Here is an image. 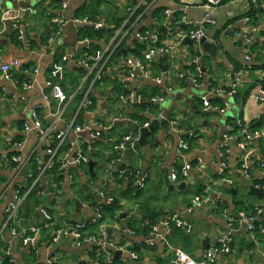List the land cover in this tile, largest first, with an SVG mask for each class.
Here are the masks:
<instances>
[{
	"label": "crops",
	"instance_id": "obj_1",
	"mask_svg": "<svg viewBox=\"0 0 264 264\" xmlns=\"http://www.w3.org/2000/svg\"><path fill=\"white\" fill-rule=\"evenodd\" d=\"M62 1L0 0V57L3 62H11L14 59L20 62L19 66L11 68L10 78H3L0 75V253L10 248L11 257L13 256L17 264H44L53 252H55L54 264H78L79 260L94 264V261L87 256V247L76 246L70 237L62 236L50 246L49 238L54 234L53 226L40 232L37 242L33 245L36 254H31L30 247L23 246L20 239L11 236L7 221V208L14 204L18 197L20 198V193L18 194L17 191H20L26 178L33 172L30 166L31 160H37L43 164L49 156L45 148L46 144L38 139L33 130L23 132L22 125L36 106H41L39 114L43 122L50 123L49 114L55 111L56 100L51 99L49 104L44 100L43 91L46 82L60 84L66 96L71 85L65 84V70L61 71L62 77L55 71L60 65L63 66L62 57L66 53L75 50L78 59L86 53V44L82 42L83 37L79 34L80 27L84 26L77 25L71 20L77 17L94 20L103 18L111 35L107 41L101 38L98 43L102 47L114 38L120 43L128 35L129 39L122 47L126 51V56L133 55L128 49H131L129 47H132L134 41L141 43L133 34L123 33L122 28L127 8L133 6L135 0H70L64 12V18L68 21L60 23ZM207 2L208 0H148L150 5L148 7L144 5V15L140 13L134 19L131 18L126 27L134 23L136 31H160L161 42H170L171 31L174 38H179L187 32L189 25L182 23L183 16L186 21L203 19L207 12L205 7ZM84 6L87 9L100 7V11L98 10L94 17H88V15L80 14ZM107 13L110 22H108ZM212 16L215 25L206 26V35L208 40H216L220 44L214 56L197 44L188 45L182 40L172 54L159 58L161 65H169L166 71H163L158 64L157 58L151 66L150 71L153 76H163L161 83L152 79L128 82L130 89L138 88L147 92H154L156 89L164 91L165 96L154 113H157V116L168 115L170 119L177 121V125L170 135L158 128L147 138L146 144H142L138 150L128 155L123 152L121 159V163L139 169V175H144L146 179L137 198V203L147 208L145 216L137 220L138 232H143L140 231L142 226L147 227L153 224L152 220L158 223L164 215L182 212L197 189L202 188L201 194L207 195L204 189L208 184L210 186L207 193L210 200L186 216L192 223L190 232L174 228L167 233L166 239L171 245L169 248L171 250H167L162 240L157 238L151 247L139 248L142 257L138 261L123 253L116 258L119 259L120 264H173L175 250L185 252L198 264H205V251L215 245L217 237L227 230L225 219L219 209L226 207L235 216L232 209H236L239 213H252L254 207L264 203L263 197L249 194V186L254 187L255 183H264V168L260 165V162L264 160V141L254 143V151L246 155L238 147L236 140H225L227 124L240 123L245 127L264 112V101H258L255 98L258 89L264 85V0H257L256 6L248 0H221L214 5ZM117 18L122 19L118 27ZM176 19L178 20L175 21ZM14 23H19L24 33V40L20 43H17V29L13 26ZM181 24L183 26H180ZM112 29H115L113 33ZM50 37L53 41L48 44ZM144 53L145 51H142L141 55L143 56ZM197 55L200 56V63L204 70V82L200 87L186 82L180 76L187 74L192 59ZM248 55L249 61L246 60ZM124 58L122 53L118 62L115 61L108 70L112 78L125 80L122 70ZM75 65L77 64L71 61L64 64L69 69ZM252 65L257 68H250ZM36 68L37 73L34 72ZM237 69L243 71L237 87L239 96L235 97L236 93L232 96L233 101L227 100L229 106L223 113L205 111L202 104L203 98L220 97L223 100L220 96L221 91L229 88L232 73ZM164 72L166 74L169 72L171 76L166 77ZM28 80L33 81L32 86L25 88L23 84ZM110 89L111 87L107 86V92L103 91L107 99L104 96L99 97L100 105L97 111L99 117L107 116V125L115 115L125 116L126 114L127 116L132 111L131 106H124L116 96L111 95ZM114 99L115 102H113ZM67 107L63 118L55 123L54 132L51 133L55 136L60 130H65L66 136L61 145H67L68 148L63 149L60 145L58 150L60 157L65 152L68 156L73 154L74 148L70 149V142L76 139L69 125L75 113L68 119ZM144 114L149 117V120L156 117L151 112ZM81 116L88 118L89 115L81 112L77 119ZM113 125L108 134L112 131L114 139L125 135L124 132L128 130L127 122L117 123L115 127ZM178 130L196 135L195 142L185 153H181L178 148ZM16 140H23L21 155L28 160L19 173H16L11 160L3 159L14 153L11 144ZM111 153L107 145V150H103L101 155L108 158ZM90 159L95 162L99 158ZM199 159L201 162L196 166ZM223 159L227 164L225 176L230 180L228 182H219V166ZM184 161L195 165L189 176L178 182H171L172 169L179 167ZM243 163L246 167H242ZM101 168L98 173L93 172V176L91 173L84 176L80 167L74 170L78 173L80 180L88 181L87 184L90 187H107L109 191L125 188L127 179L117 184L112 181L111 175L101 172ZM67 171L68 169L65 173ZM73 175H75L74 171L70 175L71 178L65 176L62 189L56 190V196L47 198V205H42L47 208L52 218L60 223H64L66 218L75 222L85 221L93 213L85 205L75 209L72 197H76L80 202L88 203V201L85 197H80V193L75 192L78 189L74 186ZM91 179L92 183L89 182ZM217 182L219 183L215 184ZM181 183H184V186L178 188ZM170 184L174 187L171 188ZM240 186H245L246 190L237 198V188ZM259 190L264 193V189ZM189 191H192V194L188 195ZM247 196L248 200H246ZM122 200L125 211L123 216L122 213L119 216L120 225L118 223L117 227H112L108 238L112 241L133 243L144 240L143 234L128 233L126 227H128L129 215L127 213L133 210L130 214H136L138 210L132 201ZM28 206L29 204L23 201L18 209L21 225H32L40 220L37 208L28 210ZM151 212L153 217L149 219L148 215ZM140 213L142 212L138 215ZM261 220H263L261 223L263 228L264 219ZM46 235H48L47 238ZM214 264H264V231L259 229L249 233L244 228L238 227L233 232L231 252L220 254Z\"/></svg>",
	"mask_w": 264,
	"mask_h": 264
},
{
	"label": "built area",
	"instance_id": "obj_2",
	"mask_svg": "<svg viewBox=\"0 0 264 264\" xmlns=\"http://www.w3.org/2000/svg\"><path fill=\"white\" fill-rule=\"evenodd\" d=\"M70 0H63L61 2V19H59L60 23H66L68 20L64 18V12L67 8L68 2ZM221 0H208L207 4L205 5L207 12L205 13V16L201 20H193V21H186L184 16L182 18V23H185L189 25V28L185 35L180 36L179 38H174V34L171 31L170 42H164L160 43V37L161 32L160 31H136L134 29V23L130 24L128 27H126L129 23L131 18L133 17L136 10L142 6L147 5V7L150 5L148 3V0H135V3L133 6H130L127 8V13L125 16V19L123 21V33L125 34H133L135 37L139 39V41L143 43H147V47L145 50V53L142 57H136L134 55L131 56H125L122 64V69L125 72L124 79L127 82L134 83L135 81H143L146 79H152L157 83H161L163 80V76H153L150 71V66L153 64L154 60L156 58H164L169 54H172L176 47L181 43L183 36L190 37L195 44L198 43L201 37L206 35V26L207 25H215V20L213 19L212 13H213V7L214 5L218 4ZM253 6H256L257 0H248ZM184 10V8H183ZM73 23L80 25V26H90L93 30H100L106 28V21L103 18L100 19H89L84 17H77L71 20ZM135 22V21H134ZM13 26L17 29V41L19 43L24 40V33L23 30L20 27L19 23H14ZM126 27V28H125ZM253 30V29H252ZM53 41V38L50 37L48 39V44H50ZM166 41V40H165ZM82 42L86 44V47L89 46V43L91 42L90 39L87 37H83ZM119 41H115V38L107 43L106 45H103L102 47H99L98 49L94 50L92 53L84 54L82 58L79 60L76 59V52L75 50L70 51L63 55L62 61L67 63L69 61L75 62L78 66H81L84 68V71L81 74V82L76 88L75 92H78L82 90L83 84L86 80L91 78V81L86 89L83 90V96L81 98L79 107L77 112L73 115L74 118L70 121V131L76 135V139L70 142V146L74 148L73 154L67 155V152L63 154L62 157L58 155V150L60 145L63 143L66 133L65 130H60L57 135H51V133L54 132L55 123L63 118V115L65 113V108L71 98L73 97L74 93L71 96H65L63 89L61 88L60 84L57 82L47 81L45 89L43 91V97L44 100L49 104L51 99H55V111L53 113H50V123L45 124L43 122V118L39 114V109L41 106H36L30 113V116L28 117V120L25 121L22 125L23 132L27 133L29 131H34L37 134L38 139L45 143L47 148V151L49 153L48 158L46 161L42 164L39 163L37 160H35L36 163H38V175L34 181L37 182V180H41L45 178V172L50 170L53 166L56 160L60 161V169H64L66 171L71 166H80L82 164H87L90 160L89 153L87 151L90 150V147L87 148V150L82 149V144L85 141H93L100 139L102 137H105V135L108 134L109 129L114 123H121V122H127V123H135L138 124L135 120L131 119L129 116H122L120 114L115 115L110 119L109 125H107V116L105 118L99 117L97 111H90L89 108L92 105V100L89 97V92L92 90L93 85L95 81H98L101 79L102 75L107 71V62L112 56L114 50L118 47ZM158 44V45H157ZM246 60L249 61L250 57L249 55L246 56ZM20 62L17 59H14L11 62H3L2 58L0 57V75L3 78H10L11 77V68L13 66L17 67L19 66ZM63 69V66H59L58 69L55 71V73H58L60 77L61 71ZM35 73L38 72V69L36 68L34 70ZM164 75L166 77H170V73L167 72V74L164 72ZM243 75V71L241 69H237L233 71L232 73V81L230 83V86L228 89H225L221 91L222 94L232 97L237 93V87L241 81V77ZM183 80L186 82H190L191 84L200 87L203 85V79H204V70L200 63V56H195L191 61V66L189 71L186 75H180ZM185 76V77H184ZM33 81H26L24 82V87L29 88L32 86ZM127 92L120 94L117 99H119L124 106H132L133 104L139 103L142 101L141 96L137 94L133 89H130L129 86H126ZM220 92V91H216ZM213 98V97H212ZM212 98H203V109L205 111H219L221 113L225 112V109L228 108L229 103L226 99H223L220 101V103L213 104L211 102ZM255 98L258 101H264V85L258 89V92L255 96ZM162 97H155L152 98V101H162ZM53 102V101H52ZM79 111H83L84 113L88 114V118L85 117L84 121L78 122L77 116L80 114ZM99 114H102V112H99ZM151 120V119H150ZM174 126H176L177 121L172 120L171 121ZM150 122H146L143 125L140 126H148ZM237 125L242 126L240 123H237ZM226 133H225V140L228 141H234L236 140L237 145L242 151L245 152L246 155H249L252 150L254 151L253 144L257 142L264 141V127L261 129H248L245 127L240 128V139H236V136L231 133L233 129L232 124H227L225 126ZM183 133H187L184 130H178V148L181 153H184L187 149V144L181 137ZM139 135V133H136ZM135 134V135H136ZM138 139V136L133 137L131 134H126L123 136L118 143H116L113 148L116 151L123 152L127 148H131L134 144V142ZM12 148L14 149V153L11 156H6L3 159L11 160V162L14 163V169L16 173H19L26 162L28 160L24 159L21 155V151L23 149V140H16L11 144ZM120 159H118L119 161ZM201 160H198V164L196 163V166L200 164ZM261 167L264 168V160L260 162ZM194 166L188 161H184L180 166L179 169L173 168L170 173V179L171 182H176L179 177L185 179L189 176L190 171L192 170ZM242 167H246V164L243 163ZM219 175L225 172V169L227 168V164L225 160L223 159L220 162L219 166ZM68 178H70L68 176ZM45 183L48 182L47 179H44ZM145 180L144 175H139L137 173V178L134 181L133 185L135 188L139 189L143 187V183ZM230 181L226 177H222L219 179V182ZM219 182L215 183L218 184ZM255 188L257 189H264V183L262 184H253ZM210 184L206 185L205 187V194H197L192 197L188 205H186L185 209L182 212H173L172 214L163 217L158 223L153 224L147 235L145 236L144 243H146L148 246H152L154 244V241L159 238L162 240L163 244L169 248H171V245L168 244L166 235L169 231L176 229H182L185 232H190L192 230V223L190 220L186 217L187 215H190L193 213L197 208L201 207L203 204L207 203L210 200V196L208 195L207 191H209ZM97 190V193L101 196L102 201L99 203L104 202L105 204L111 203L113 201L112 197H107L105 194L101 191V189L95 188ZM17 193L19 194L20 191L18 190ZM26 194V193H25ZM25 194H20V198L18 197L17 201L10 205L7 208L8 213V224H9V230L12 237L20 239L23 246H28L30 248L35 245L37 242L38 235L43 229L50 228L51 226L55 225V221L53 220L51 214L48 212L47 208L43 206H39L37 208L38 214L40 215L41 221L39 223H34L32 225H21L19 223L18 218V209L21 206V203L23 202ZM57 191L47 192L46 195L48 197L56 196ZM89 207L92 210V216L85 221L75 222L72 226H63L59 229H56L54 231L53 236L51 237V240L49 241L50 246H52L54 243H56L62 236L70 237L72 238L74 244L76 246H86L87 247V256L89 257L92 255L93 250H95L97 253H102L103 255V263L102 264H120L118 261H116V258H114L113 253L114 251H120L121 254L126 253L129 255V257L133 260L138 259L137 252H135L132 247L137 245H140L141 241H138L136 243L126 241V242H118V241H112L108 238V234L106 233V226L102 223H99V232L97 235H91L88 233H83L82 229L86 228L87 224L90 223H98L100 218L102 217L101 213V206L93 205L91 203H85L81 201V206ZM220 213L225 219L226 223V232L223 234H220L217 239L215 245L209 247L205 251V264H214L216 261V258L220 254L229 253L232 250V244H233V232L238 228L242 227L247 232L253 233L257 229L260 231H264V227L260 225L258 227L257 221H260L262 218L264 219V203L262 205H258L254 207L252 213H239L240 218H237L236 216H233L228 208L221 207L219 209ZM236 217V218H235ZM108 227V226H107ZM111 227H117V225L114 223ZM119 229V228H118ZM128 233L131 235H135V233L132 230L127 229ZM5 255L11 256L10 254V248H8L5 252ZM36 253V249H35ZM55 256V252L49 257L44 264H54L53 257ZM174 263L175 264H198L192 257H190L188 254L181 250H175V257H174ZM94 264H99L98 261L93 260ZM9 264H17L13 256L9 259Z\"/></svg>",
	"mask_w": 264,
	"mask_h": 264
},
{
	"label": "trees",
	"instance_id": "obj_3",
	"mask_svg": "<svg viewBox=\"0 0 264 264\" xmlns=\"http://www.w3.org/2000/svg\"><path fill=\"white\" fill-rule=\"evenodd\" d=\"M99 8L98 9L97 8L87 9L86 6H84L82 11H80L81 12L80 14L88 15V17L89 16L94 17V15L98 12ZM143 10H144V5L140 6L136 10L132 19H134L138 14L143 13ZM143 15H144V13H143ZM107 16H108V13H107ZM122 19H123V17H122ZM122 19L121 18L116 19L117 27L119 26ZM159 19L161 20L160 16H159ZM108 20H109L108 22H110V17L108 18ZM177 20L178 19H176L175 21H177ZM114 30L115 29H112V33L114 32ZM79 34L82 37H87L88 39L92 40L91 43H89V46L85 48L86 49L85 55H86V54L92 53L94 50L101 47V44L98 43V40L101 38H104V40L107 41L108 37L111 35V32H109V30L107 28L95 31L90 26H84V27H80ZM127 39H129L128 35H126L125 39L122 40L120 42V44L118 45V47L114 50L112 56L110 57V59L107 62V71L102 75L100 80L95 81L92 90L89 92V97L92 100V105L89 108L90 111H98L99 110V105H100V98L99 97L102 98V96H104L107 99V95H104V93H103V91L107 92V86L111 87V89L109 90V93L113 96H116V98L120 94L127 92V89H126V86L128 85L127 81L119 80L116 77L112 78L108 74V70H110V67L115 63V61L118 62L120 55L123 53L122 47H124V45L126 44ZM17 43H19V42L17 41ZM160 43H162L161 39H160ZM146 47H147V43H143V42L139 43L137 41H134L132 47H129L131 49H128V50L134 56L142 57V55H141L142 51L144 52L146 50ZM78 58L79 57L76 54V59H78ZM64 64H65V62L62 63L63 66H64ZM151 66H152V64H151ZM151 66H150V69H151ZM155 66H157L156 63H155ZM116 68L119 69V67H117V65H116ZM250 68L256 69L257 66L252 65V66H250ZM63 70H65V79H64L65 84L71 85L68 89L66 96H69V94L74 93L73 97L71 98V100L68 103L69 105L67 104L68 107L66 106L67 107L66 113H67V116L69 119L74 113L77 112L81 98L83 96V90L88 87V85L91 81V78H89L88 80L85 81V83L83 84L82 90L75 92L76 87L80 83L81 74L84 71V68L81 66L75 65L69 69L66 66H64ZM124 74H125V72H124ZM52 80H54V78ZM133 90L141 96L142 101H140L139 103L133 104L131 106L132 111L130 113H128L127 116H129L131 119L135 120L139 125H143L146 122H150L149 117L147 115H145L144 113L151 112L153 114V116H157V113H154V110H157L158 106H157V104H155V101H152L151 99L155 98V97H162L163 98L165 96V93H164V91L158 90V89H156L154 92H151V91L147 92L145 90L138 89V88H134ZM238 96H239V94L237 93L235 95V97H238ZM115 99L113 100V102H115ZM243 99H244V97H243ZM220 101H222L220 99V97H215V98L211 99V102L213 104L220 103ZM81 112H83V111H79L78 113H80V115H81ZM122 112L123 111H121V113ZM79 116H77V117H79ZM101 117L105 118L106 116H101ZM84 119H85V117L81 116L76 121L82 122V121H84ZM231 124L233 125V129H232L231 133L236 136V139H240L241 137H239V136H240V128L241 127L239 125H237L236 123H231ZM116 125H117V123H114L113 127H115ZM263 125H264V112H263V114H261V116L252 120L250 125H247V126L245 125V127H247L248 129H251V130H253V129L256 130V129H260L261 127H263ZM132 126H133V124L128 123V130L125 131L124 134L125 135L131 134V136L136 137V136H138L136 134L137 132H135V130ZM112 134L113 133L111 131V132H109V134L105 135V137H102L100 139L93 140V141H91V140L85 141L82 144L83 150H87V148L90 147V150L87 151L88 153L90 152V155H89L90 158H95V159L99 158V160H101L100 168L103 166V168H101V172H103V173L106 172V174L108 173L107 175H111L112 181H114L117 184H120V183H123V181L127 179V185L125 186L124 189L121 188L120 190L109 191V190H107V187H104V188L100 187L101 191L105 194V196H107V197L110 196L113 198V201L111 203H108V204H105L104 202L99 203L92 196L87 195L82 190L81 183H83V182L88 183V181L86 179L80 180L78 173L76 172V170H74V168L79 169V167H80L82 169V171L84 172V176H85V174L88 175V173L90 175L88 163L82 164L78 167L77 166H71L70 168H68L67 173H65L64 169H60L61 168L60 167V165H61L60 161L61 160H56L54 163V166L50 170L45 172V175H44L45 178L44 179H47L48 182L45 183V180L44 179L41 180V177H40V179L34 183V181L38 175L39 169H38V163H36L34 160H31L32 163L30 166H31V169L33 172L30 176H28L26 178V180L24 182V186L22 188H20V194L23 195L27 192L24 196V199H23V201L25 203L29 204L27 209L32 210L33 207L38 208L39 206L47 205L48 196L45 194L47 192L61 190L63 183L65 181V176L70 177V175L73 174V171H74V174H75V175H73L74 186L77 187L79 193L81 194L80 197H83V198L85 197L86 201H88L89 203H91L93 205L101 206L102 217L100 218L99 222L97 224L89 222L87 224L86 228L82 229L83 233H88L91 235H93V234L97 235L99 232V226H98L99 223L104 224L106 227L107 226L111 227V226H113L114 223L118 226L119 216L121 213H123V211H125L124 205L122 203V201H123L122 199H124L127 201H132L133 204H135L134 206L138 210V213H136V214H130L133 210H130L129 213H127L129 215V219L127 220L128 227H126V228L129 230H132L133 232H136L138 234H143L144 238H145L150 227L153 224H151L147 227L142 226V229L140 231H143V232H138V228H136V224H137V220L139 219V217H143L147 213V208L145 207V205H142L139 202L137 203L139 191H141V189H143L146 179L144 180L142 188H139V189L135 188L133 183L137 178V173H138L139 169L131 168V167L121 163L122 154L124 151L118 152L113 148V146L116 143H118V141L125 135H122L121 137L114 139V136ZM181 137L183 138V140L187 144V149L185 150V152H186L190 149V146H192V144L195 142L196 135H194V133H183L181 135ZM107 145L111 149V152H112L108 158H107V156L104 157L101 155L103 150H107ZM62 147H63V149H65L67 147V145L66 146L61 145V148ZM99 150H101V151L99 152ZM118 159H120V160L118 161ZM90 160H92V159H90ZM96 163H97V161H95V165H96ZM97 166L98 165L94 166V168H93V172H95V173H98L100 171V170L99 171L97 170ZM193 166H195V165H193ZM83 168H84V170H83ZM177 169H179V167ZM126 170H128L127 175H125ZM225 175H226V171L223 172L222 174H220L218 177L220 179L222 177H226ZM180 179H183V178L179 177L176 182H178ZM28 189H29V191H28ZM201 191H202V188L197 189L196 193H194V195L195 194L196 195L201 194ZM49 209H51V208L49 207ZM20 210H19V212H20ZM139 212H142V213H140V215H138ZM172 213L173 212H171L167 215H164V216H162V218L165 216H168ZM40 221H41V219L37 220L36 223H39ZM262 221L263 220L257 221L258 227L261 225ZM74 223H75V221H72L69 218H66L64 223L63 222L60 223V222L55 221V225L52 228L55 231L56 229H59L63 226H69L70 227V226L74 225ZM119 225H120V223H119ZM120 228H122V227L120 226ZM44 230L45 229H43L42 231H44ZM48 234H49V232H48ZM47 236L48 235H46V238H47ZM121 243H123V241ZM137 246H139V247L137 248ZM142 247L143 248H149L151 246H148L146 243H144V241H141L140 245L136 244L135 246L132 247V249L135 252H137V255H138V259H136V261H138L142 257V254H141L140 249H139V248L142 249ZM165 248L167 250H171L167 246ZM30 253L31 254L35 253L34 247H32L30 249ZM10 258H11V256L5 255L4 252L0 253V263L1 264H9ZM89 259H92L95 261L97 260L99 264L103 263L102 253H97L95 250H93V253H92V255L89 256ZM116 261H119V259H116ZM168 264H172V263H168Z\"/></svg>",
	"mask_w": 264,
	"mask_h": 264
},
{
	"label": "water",
	"instance_id": "obj_4",
	"mask_svg": "<svg viewBox=\"0 0 264 264\" xmlns=\"http://www.w3.org/2000/svg\"><path fill=\"white\" fill-rule=\"evenodd\" d=\"M180 26H183L182 24ZM182 40L185 44L188 45H193L194 41L188 37V36H183ZM197 45L199 47H201L204 51L208 52L210 55L214 56L215 52L218 48V46L220 45L218 41L213 40L210 41L208 40V36L204 35L203 37L200 38V40L198 41ZM123 50V55L124 57L127 55L126 51L124 49ZM158 59V64L163 68V71H166L169 67V65H161V63H159V58ZM155 104L159 105L160 102L156 101ZM172 119L169 118L168 115L162 114V115H158L156 117H153L150 120V123L148 126H140L139 124H135L133 123V128L135 130V132L139 133V137L138 139L134 142L133 146L131 148H128L124 151V153L126 155H128L129 153L138 150L140 146H142V144H146V140L147 138L153 134L154 131H156L158 128L163 129V131L167 132L169 135L171 134V132L173 131V129L175 128V126L172 124ZM95 166V162L93 160H90L88 162V168L89 171L91 173V175L93 176V167ZM126 171V175H127ZM184 186V183H181L178 188H181ZM170 187L173 188L174 185L170 184ZM81 188L84 191V193H86L87 195L92 196L96 201L101 202L102 198L101 196L97 193V190L93 187H90L86 182L81 183ZM249 194H256L260 197L264 198V193L262 191H260L259 189L253 187L252 185L249 186ZM72 200L75 204V209H78L79 206H81V202L79 199H77L76 197H72ZM53 202V201H52ZM51 202V204H52ZM233 214L237 217L240 218V214L236 209H232ZM123 216V213L121 214ZM149 219H152L153 217V213L151 212L148 215ZM153 224L155 223V221H153ZM112 232V227H106V233L108 235H110ZM51 240V237L49 238ZM114 258H118L119 256H121V252L120 251H114L113 253ZM78 264H87L86 260H79Z\"/></svg>",
	"mask_w": 264,
	"mask_h": 264
},
{
	"label": "rangeland",
	"instance_id": "obj_5",
	"mask_svg": "<svg viewBox=\"0 0 264 264\" xmlns=\"http://www.w3.org/2000/svg\"><path fill=\"white\" fill-rule=\"evenodd\" d=\"M223 99H226V100H228V101H233V97H228V96H226V95H220ZM98 166H97V170L99 171V168H100V165H101V160H99L98 159ZM89 182H91L92 183V179L91 180H89ZM246 190V187L244 186V187H239V188H237V195H236V197L238 198L239 196H240V194H242L244 191ZM75 192L76 193H79V191L78 190H75ZM189 194H192V191H189V193H188V195ZM249 198H248V196H247V198H246V200H248Z\"/></svg>",
	"mask_w": 264,
	"mask_h": 264
},
{
	"label": "bare ground",
	"instance_id": "obj_6",
	"mask_svg": "<svg viewBox=\"0 0 264 264\" xmlns=\"http://www.w3.org/2000/svg\"><path fill=\"white\" fill-rule=\"evenodd\" d=\"M90 161V160H89Z\"/></svg>",
	"mask_w": 264,
	"mask_h": 264
}]
</instances>
